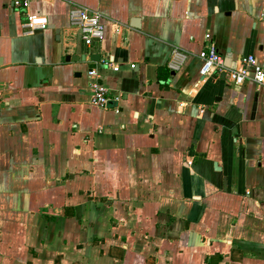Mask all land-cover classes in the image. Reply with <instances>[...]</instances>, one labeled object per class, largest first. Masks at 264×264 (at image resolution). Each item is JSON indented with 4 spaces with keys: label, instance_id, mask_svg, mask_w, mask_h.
<instances>
[{
    "label": "crops",
    "instance_id": "crops-1",
    "mask_svg": "<svg viewBox=\"0 0 264 264\" xmlns=\"http://www.w3.org/2000/svg\"><path fill=\"white\" fill-rule=\"evenodd\" d=\"M13 1L0 0V264H264V88L201 82L199 58L210 34L229 67H264V0H31L49 20L33 34ZM74 6L106 24L86 62L66 61L85 53ZM96 68L119 113L91 105Z\"/></svg>",
    "mask_w": 264,
    "mask_h": 264
},
{
    "label": "built area",
    "instance_id": "built-area-1",
    "mask_svg": "<svg viewBox=\"0 0 264 264\" xmlns=\"http://www.w3.org/2000/svg\"><path fill=\"white\" fill-rule=\"evenodd\" d=\"M30 3L31 0H14L13 9L23 12L25 16L23 25L30 34L46 30L49 26L48 18L31 12ZM70 24L80 35L87 56L92 52V48L97 42H102L105 39L106 24L101 12L83 6H74L70 11ZM120 27L117 26L116 34H119ZM205 38L206 45L199 53V58L202 61L201 82L207 79L221 78L224 74V80L229 84L242 86L246 82H252L258 87L264 88V67L258 63L255 56H244L240 59L237 67L231 68L227 65L224 54L220 52L211 35L207 34ZM178 56L179 50L175 48L169 63L170 68L177 69L176 59ZM99 65L114 72H118L120 69L119 65L110 57L101 59ZM132 68H135V65H132ZM88 76L91 79L89 84L91 105L103 110L112 108L116 113H119L120 107L113 105L119 103L121 97L112 96L108 88L101 82L104 78L102 71L98 68L91 69ZM189 94H193V91H190Z\"/></svg>",
    "mask_w": 264,
    "mask_h": 264
},
{
    "label": "water",
    "instance_id": "water-1",
    "mask_svg": "<svg viewBox=\"0 0 264 264\" xmlns=\"http://www.w3.org/2000/svg\"><path fill=\"white\" fill-rule=\"evenodd\" d=\"M131 25L134 28H140L141 27L140 26V20L139 19L132 20V24ZM90 60L99 62L101 60V56L100 55H92L90 57ZM66 61L67 62H86L87 61V55L85 53L82 54L81 56L70 55V56H67ZM221 78L224 80L225 79V75L223 74L221 76ZM234 133H236V130H234ZM215 167L217 168L218 165L216 164Z\"/></svg>",
    "mask_w": 264,
    "mask_h": 264
}]
</instances>
